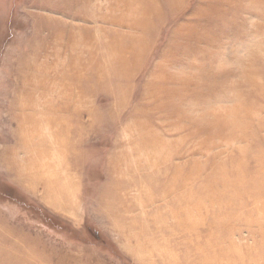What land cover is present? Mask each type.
Here are the masks:
<instances>
[{
  "label": "rangeland",
  "instance_id": "rangeland-1",
  "mask_svg": "<svg viewBox=\"0 0 264 264\" xmlns=\"http://www.w3.org/2000/svg\"><path fill=\"white\" fill-rule=\"evenodd\" d=\"M0 264H264V0H0Z\"/></svg>",
  "mask_w": 264,
  "mask_h": 264
},
{
  "label": "bare ground",
  "instance_id": "bare-ground-1",
  "mask_svg": "<svg viewBox=\"0 0 264 264\" xmlns=\"http://www.w3.org/2000/svg\"><path fill=\"white\" fill-rule=\"evenodd\" d=\"M130 1V0H129ZM133 1V0H132ZM131 3V2H130ZM129 3V4H130ZM127 10H128V15L129 16H131V17H133V15L134 14H136V12L135 11H138L139 9L136 7V6H128L127 7ZM144 11H145V14H146V9L144 8ZM144 14V15H145ZM124 22L123 21H120L119 20V24H120V26L123 24ZM118 25V24H117ZM131 29V28H130ZM118 59V58H117ZM91 60L92 59H90V62H91ZM119 60H120V58H119ZM118 60V61H119ZM117 61V60H116ZM89 62V63H90ZM232 66H234V65H232ZM203 82V81H202ZM173 95V97L172 98H174L175 97V95L174 94H172ZM214 113H221L222 112V114L223 115H226V116H236V114L238 113V112H236V109L234 110V109H227V110H220V111H217V110H214L213 111ZM212 112H210L209 114H211ZM255 114H257V113H255V112H253V111H250V110H248L247 111V113H246V115H245V117H246V120L248 121V119H252V118H254L255 117ZM243 115V114H242ZM181 115H179V117H180ZM188 120V119H187ZM228 123L229 122H226V125H228ZM141 131H145L144 129H142ZM155 142V140L154 141H152L151 143H154ZM159 154V153H158ZM155 156H156V158H158V155H156V154H154L153 155V157L155 158ZM153 159L150 157L149 158V163H151V161H152Z\"/></svg>",
  "mask_w": 264,
  "mask_h": 264
}]
</instances>
